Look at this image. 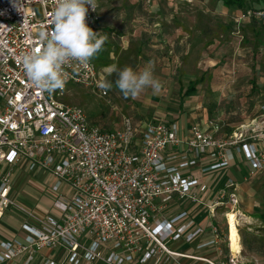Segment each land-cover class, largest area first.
Instances as JSON below:
<instances>
[{
	"label": "built area",
	"instance_id": "1",
	"mask_svg": "<svg viewBox=\"0 0 264 264\" xmlns=\"http://www.w3.org/2000/svg\"><path fill=\"white\" fill-rule=\"evenodd\" d=\"M55 6L56 0H0V220L16 209L35 222L22 225V241L0 243V264L20 256H26L23 264H30L37 251L57 246L64 248L65 259L46 264L175 261L179 256L169 244L180 239L189 243L202 229H195L185 211L170 221H159L161 211L172 202L201 204L198 181L190 171L203 160L209 162L201 168L203 174L228 168L234 155L242 156L252 172L263 171L264 133H256V119L226 140L199 124L184 136L177 122L138 124L123 118L112 130L90 124L80 107L66 105L63 99L76 86L107 96V90L98 87L103 80L92 61L64 65L66 86L53 93L35 88L22 68V55L41 46L39 32L51 30ZM249 16L250 12L242 15ZM99 21L97 8L89 6L88 26L93 29ZM260 110L264 116V104ZM245 128L254 135H245ZM19 165L28 173L45 175L47 212L26 211L10 197ZM237 190V184L227 179L208 210L235 212ZM227 215L228 211L225 221ZM211 232L219 243V230L212 227ZM226 243L227 255L217 250L216 264H243L240 251L231 252L228 227Z\"/></svg>",
	"mask_w": 264,
	"mask_h": 264
},
{
	"label": "rangeland",
	"instance_id": "2",
	"mask_svg": "<svg viewBox=\"0 0 264 264\" xmlns=\"http://www.w3.org/2000/svg\"><path fill=\"white\" fill-rule=\"evenodd\" d=\"M244 1L243 8H226L223 0H154V3L153 0H97L101 18H109L115 27L120 25L123 12L131 20L125 27L130 31V37H134L133 42L139 45V60L138 54L130 56L123 52L120 55L123 63L132 68L139 61V68L151 67L161 87L159 91L151 87L143 90L154 94L153 103L145 104L143 109L137 103H144L146 96L142 98L139 94L135 98H125L115 85L116 78L111 81L107 78L112 88L107 90L105 98L76 86L65 95L64 104L80 107L88 122L103 130L119 128L123 118L179 124H186L187 119L194 122L206 119L213 124L206 131L226 140L237 127L256 119L253 124L256 133H264V116L260 110L264 104V0ZM255 11L261 15H253ZM35 12L40 18L39 7ZM246 12H250V16L243 18ZM164 18L169 23L164 25L165 31L159 32L160 29L152 27ZM138 26L139 30L133 32ZM169 44L177 55L172 54L176 59L170 62L172 68L165 78L161 71L168 68L165 46ZM175 45L181 49H176ZM199 77L203 81L195 94L184 97L183 105L179 107L188 82ZM251 134L254 135L250 129L245 130V135ZM196 170L192 174L200 179ZM223 175L231 177L229 179L237 184L239 197L235 212L229 213L226 208L216 212L223 219L225 232L228 227L231 252L240 251L243 264H264V224L258 217L264 214V170L252 172L241 160ZM24 176L29 178L27 174ZM15 192L20 198L24 196L20 185L14 192L12 189V194ZM44 193L50 200L48 192ZM41 204L44 208L49 206L45 202ZM11 211L16 218L25 216L16 209Z\"/></svg>",
	"mask_w": 264,
	"mask_h": 264
},
{
	"label": "crops",
	"instance_id": "3",
	"mask_svg": "<svg viewBox=\"0 0 264 264\" xmlns=\"http://www.w3.org/2000/svg\"><path fill=\"white\" fill-rule=\"evenodd\" d=\"M97 10L99 15L102 14L99 5L97 6ZM165 19L166 18H164V21H162L161 23L160 22L153 23L152 27L160 29L159 32L165 31L166 29L164 25L169 24ZM119 20H120V25L118 27H115L113 22L109 21V18L107 17L101 18L100 16V21L93 26L94 32L100 33V35L107 37L106 42L103 46V51L98 53V55L91 60L97 67L99 77L103 80V82L107 81V78L110 81L112 78L114 79L117 78L115 73L109 74L107 72V68L109 66L115 65L118 69H123L125 66H128L125 65L122 59L120 58V55L123 52L124 55L128 53V55L130 56L137 55L139 52V45L136 44V41L133 42L134 37H130V31L127 29V27H125V23L131 21L130 18L127 16V14L123 12L120 14ZM130 24L133 25L132 22ZM138 30H139V26L133 32H137ZM123 44L125 45L123 46ZM175 48L181 49L180 46H176V45ZM165 50L167 52L166 65L168 68L162 69L161 72L162 74H164L163 77L167 78L168 73L169 71H171L172 68L169 66L170 62L172 63L174 62L173 59H176L175 55H177V52H174L175 49L174 47H172V44L165 46ZM150 53L153 56L154 50L152 49ZM136 58L137 60H139V54L138 57ZM152 61H154L153 58ZM156 61L159 62V60ZM133 66L132 69L137 72H140L144 69V68H139V61L134 66V68ZM202 81L203 78L199 77L197 79L188 82L186 91L180 97L179 107L183 105L184 97L195 94L197 86L200 85ZM190 87L193 88L192 90L189 91ZM179 90H180L179 93L181 94L182 88L180 87ZM140 94L142 98L143 97L145 98L146 96V99H144V103H139V104L137 103L138 107L141 106V109H143L145 104L150 105L151 103H153L151 101V98L153 97L154 94L151 91L149 92L142 91ZM132 121L138 124L150 123V122L137 121V120H132ZM187 121L188 122H186V124L185 123L179 124V122H177L179 127V134L181 136L186 135L187 131L193 125L199 124L200 126H202L204 130L209 131L210 129L208 126L212 124L211 122H208L206 119H199L195 122L191 121L190 119H187ZM153 122H158V120H154ZM215 130H217V128H215L214 131ZM241 160L244 161L243 158L234 155L233 161L230 164V166L240 162ZM208 163H209L208 161L203 160L200 164V167L194 168L197 169L196 171L199 172L198 174L200 176V179H198L192 174V171L194 169L190 171L191 175L198 181V185L196 187V194L201 204L196 205L190 203L189 201L172 202L169 203L165 207V209L161 211L159 215V221L167 222L170 221L175 216H177L179 213L185 211L188 213L189 218L194 221L195 229L200 228L202 229V232L199 233L189 243H187L184 239H180L178 241H174L169 244V250L179 256L175 261L164 263L161 260H149L144 264H216L218 263L219 260L217 250L222 251L223 255H227V245H226L227 227L225 232V230H223V224L221 223V220L223 221V219L221 217H218V215L216 214L218 209H224V208H215L213 212L212 211L210 212V210H208V207L212 206L216 202L217 193L222 187V184L227 179L231 178V177H224L225 175H223L224 172L229 170L230 166L228 168L217 170L215 172L203 174L201 172V168L204 165H207ZM24 174H27L29 178H26ZM44 180H45V175L43 173L41 172L28 173L25 166L19 165L13 172V176L11 180V189H13L14 192V189L16 190V186L20 185L22 187V193L24 194V196L20 198L17 192H15L16 193L15 195V193L12 194V190H11L10 197L15 200L18 206L23 207L26 211L39 215L44 212H47L48 208L42 207L41 204L42 202H45V204L48 202V200L44 196L45 194L44 191H46L44 188L45 185ZM24 223H30L31 225H35V222L33 220H30L27 217L25 218V216L16 218V216L13 214L12 211L7 212L0 220V243L12 242L13 240L22 241L25 235L24 231L22 230V225ZM179 224L180 223L175 224L173 227L176 228L179 226ZM212 227H216L220 232L221 240L219 241V243L214 241V237L211 232ZM65 254H66L65 250L62 246H57L52 249L43 248L35 253L34 260L30 264H46V262L59 263L65 259ZM25 258L26 256L24 257L20 256L18 259H14L13 261H8L3 264H23L25 262ZM93 264H105V263L99 261ZM125 264H139V263H138V259H134L133 262L125 263Z\"/></svg>",
	"mask_w": 264,
	"mask_h": 264
},
{
	"label": "clouds",
	"instance_id": "4",
	"mask_svg": "<svg viewBox=\"0 0 264 264\" xmlns=\"http://www.w3.org/2000/svg\"><path fill=\"white\" fill-rule=\"evenodd\" d=\"M89 6L95 11L97 0H56L50 20L51 30L42 29L39 32L41 46L20 58L25 76L38 90L49 93L63 90L67 82L64 65L69 61L87 65L103 51L107 37L88 26L86 17ZM107 72L116 74L115 85L125 98H135L149 87L154 91H159L161 87L149 66L137 72L128 66L118 69L112 65ZM98 87L110 90L112 83L105 81Z\"/></svg>",
	"mask_w": 264,
	"mask_h": 264
},
{
	"label": "trees",
	"instance_id": "5",
	"mask_svg": "<svg viewBox=\"0 0 264 264\" xmlns=\"http://www.w3.org/2000/svg\"><path fill=\"white\" fill-rule=\"evenodd\" d=\"M244 4H245L244 0H223V6L226 8H231V7L243 8ZM192 88L193 87H190L189 91L192 90ZM258 217L260 218L261 223L264 224V214Z\"/></svg>",
	"mask_w": 264,
	"mask_h": 264
},
{
	"label": "bare ground",
	"instance_id": "6",
	"mask_svg": "<svg viewBox=\"0 0 264 264\" xmlns=\"http://www.w3.org/2000/svg\"><path fill=\"white\" fill-rule=\"evenodd\" d=\"M236 215H237V216H240V213L237 212ZM229 243H230V240H229ZM236 253H237V252H236ZM236 253H233V254H236Z\"/></svg>",
	"mask_w": 264,
	"mask_h": 264
}]
</instances>
